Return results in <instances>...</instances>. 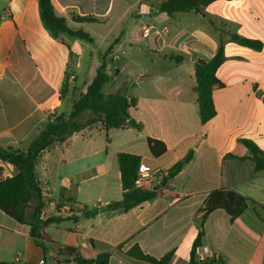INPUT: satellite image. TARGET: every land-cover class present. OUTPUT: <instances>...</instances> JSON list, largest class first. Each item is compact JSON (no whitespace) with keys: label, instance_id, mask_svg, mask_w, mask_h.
<instances>
[{"label":"crops","instance_id":"1","mask_svg":"<svg viewBox=\"0 0 264 264\" xmlns=\"http://www.w3.org/2000/svg\"><path fill=\"white\" fill-rule=\"evenodd\" d=\"M164 1L52 0L70 28L91 33L94 44L89 45L97 44L98 36V48L107 47L106 72L115 77L108 85L129 70L135 82L125 80L112 93L137 100L130 114L143 128L105 130L98 124L42 152L35 165L45 198L40 220H64L44 228L39 237L30 224L0 210V263L76 264L69 250L84 249L110 252V264H150L127 255L137 245L156 259L173 252L169 264H189L212 192L230 190L249 199L246 212L234 219L221 208L211 212L202 245L219 255V264H264V171L255 172L250 161L225 158L240 139L264 150V48L254 51L230 39L237 34L264 45V0H218L200 13L172 16L158 10ZM134 8V21L125 23ZM73 15L100 22L79 24ZM0 17V149H9L43 129L49 115L71 112V95L61 97L66 73L73 60L78 76L89 54L79 53L82 41L51 36L39 0H0ZM93 25H101L103 34L92 32ZM221 41L226 60L217 76L225 87L214 90L217 114L202 125L195 65L210 60ZM177 56L183 60L176 61ZM148 138L163 141L167 152L153 157ZM189 152L193 158L182 172L160 186ZM121 153L140 156L141 165L160 173L152 187L160 186L157 197L130 211L66 220L85 206L101 208L122 200ZM15 173L0 159V181Z\"/></svg>","mask_w":264,"mask_h":264},{"label":"trees","instance_id":"2","mask_svg":"<svg viewBox=\"0 0 264 264\" xmlns=\"http://www.w3.org/2000/svg\"><path fill=\"white\" fill-rule=\"evenodd\" d=\"M215 1L218 0H165L158 6V10L170 16L180 12L194 11L200 13ZM39 5L41 19L54 39L59 40L60 35L65 34L87 44H94V39L90 33L82 29L70 28L67 19L56 14L52 0H39ZM72 19L79 24L100 22L98 18L93 16L73 15ZM230 39L232 42L254 51L259 52L264 48L263 43L256 39L245 38L237 34H232ZM175 60L181 62L183 58L177 56ZM225 60V43L221 41L216 54L210 60H200L195 65L197 82L195 92L198 95L199 118L202 125L207 124L217 114L213 93L215 89L225 87L217 76L218 70ZM106 71L107 63L103 59L86 91L81 93L79 98L73 102L70 113L49 115L45 127L36 129L31 139L22 143L18 148L0 149V159L10 163L16 169V173L11 178L0 181V210L21 224H30L33 227V234L36 236L42 237L44 228L64 220L58 217L44 222L40 220V215L45 207L41 182L35 174V165L40 154L56 144L65 142L69 137L82 130L98 124H101L105 130L125 128L142 130L143 128V125L130 114L131 109L137 105L136 99L128 98L121 91L111 94L104 93V87L115 79ZM70 77V74L66 73L61 91L62 98L67 94ZM147 143L151 155L155 158L167 152V146L163 141L148 138ZM192 158L193 153L189 152L184 159L177 162L167 172L163 179L176 177ZM225 158L241 162L250 161L254 164L255 172L264 171V150L249 139H240L236 147ZM118 163L123 190L122 200L109 203L101 208L85 206L79 211V216L71 215L66 220L76 221L80 217L91 218L100 212L118 209L130 211L157 197L160 189L159 185L152 189H143L135 185L138 170L142 163L140 156L121 153L118 156ZM248 200L243 195L230 190L212 192L206 204L205 214L197 237L192 244L189 264H198L196 262V251L202 245V239L205 235L204 223L209 214L221 208L232 219L237 218L246 212ZM29 208L32 209L30 216L27 213ZM69 251L75 255L73 261L76 264H110V252L97 253L93 250L84 249H70ZM127 255L150 264H169L173 252L161 259H156L145 254L136 245L128 251Z\"/></svg>","mask_w":264,"mask_h":264},{"label":"rangeland","instance_id":"3","mask_svg":"<svg viewBox=\"0 0 264 264\" xmlns=\"http://www.w3.org/2000/svg\"><path fill=\"white\" fill-rule=\"evenodd\" d=\"M129 1L135 2L137 0H129ZM136 10H137V8H134L133 11H132L133 15L129 14L127 16V18L125 20V23H129L130 20L134 21V15H135L134 12ZM144 22H147V20L144 21ZM93 27H95L96 30L92 29V32H94L96 34L98 32H100V34L101 33L103 34V30L104 29H102L101 25H93ZM96 42H97V44H95L93 46H91V45H89V44H87L85 42L81 43L82 46H80V48L78 49L79 53L84 55V56L86 55L85 53H88L89 54V58H87V60L83 64H81L79 66V68H78V76H74L75 75L74 70H73L74 61L72 60L70 62V69L68 70V74H70L71 77H70L69 87H68V91H67L68 96L71 95L69 97V101H73L74 102L75 100H77L79 98L80 94L83 93V90L86 91V88L91 83V81H92V79H93V77H94V75L96 73L97 68L103 62V59H104L103 55H104L107 47H104L103 49H99L98 48L99 47V43L101 42V38L98 37V36H96ZM111 43H112L111 45H113V42H111ZM148 53H149V55L155 56V54L152 53V52H148ZM149 55H146V57L142 56L140 61L141 62L145 61ZM137 61H138L137 58L134 59V63H136ZM126 65H128V63ZM126 65H124V66H126ZM121 66L123 67V65H121ZM72 76H74L75 78H72ZM125 80H128L129 82H132V83L135 82L134 79H130L129 70H128V72L123 74L122 78L120 80L116 81L115 84L107 85L104 88V93L105 94H109V93L114 92V89L116 88V85L121 83V82H124Z\"/></svg>","mask_w":264,"mask_h":264},{"label":"built area","instance_id":"4","mask_svg":"<svg viewBox=\"0 0 264 264\" xmlns=\"http://www.w3.org/2000/svg\"><path fill=\"white\" fill-rule=\"evenodd\" d=\"M145 35H149V29H145ZM160 173L153 171L150 167L141 165L138 170L135 185L143 189H152L155 181H158ZM196 262L198 264H219L221 259L219 255L214 254L211 250L201 245L196 251Z\"/></svg>","mask_w":264,"mask_h":264},{"label":"water","instance_id":"5","mask_svg":"<svg viewBox=\"0 0 264 264\" xmlns=\"http://www.w3.org/2000/svg\"><path fill=\"white\" fill-rule=\"evenodd\" d=\"M167 179H164L163 181H161L160 186H163L166 183Z\"/></svg>","mask_w":264,"mask_h":264}]
</instances>
